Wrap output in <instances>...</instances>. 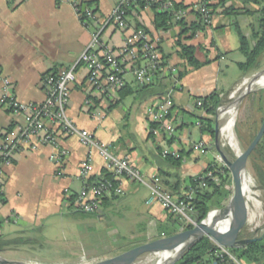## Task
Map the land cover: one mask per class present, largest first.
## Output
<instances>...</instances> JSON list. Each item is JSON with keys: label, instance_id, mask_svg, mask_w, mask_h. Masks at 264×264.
Returning <instances> with one entry per match:
<instances>
[{"label": "crops", "instance_id": "obj_1", "mask_svg": "<svg viewBox=\"0 0 264 264\" xmlns=\"http://www.w3.org/2000/svg\"><path fill=\"white\" fill-rule=\"evenodd\" d=\"M171 1L185 7L183 18L186 26L198 21L195 6L197 0ZM83 2L92 5L99 16L105 17L119 0H83ZM209 3L213 11L212 22L195 32L194 41L190 43L196 46L198 59L201 61L208 59L210 61L207 65L217 64L219 70L225 72L232 62L236 64L244 59L238 51L240 40L236 28L249 38L252 28L255 27V19L260 18L259 8L261 4H264V0H261V3L254 0H209ZM230 9H233V12ZM153 16L154 9L151 6L132 8L127 16V31L124 32L110 25L103 31L102 38L112 48L118 49L123 46V36L135 29L138 23L147 28L150 36L158 42L161 52L168 55L167 61L170 65L180 64L182 60L175 52L177 49L175 42L178 38L181 39L180 26L175 25L167 30H156L153 28ZM89 37L90 29L82 25L72 7L67 3L58 4L55 0H27L25 2L0 0V74L10 79L14 94L21 102L43 101L45 98L43 77L49 73L57 74L62 69L73 65ZM164 44L172 51H165ZM209 51H213L212 54H207ZM222 66L225 67L222 68ZM245 74H242L241 78ZM133 78L132 73L126 74V83H132ZM216 79L217 77L214 76L213 80L216 81ZM189 81V78L182 77L171 94L172 116L176 132L170 140L164 133H156L149 126L146 107L156 101L158 96L147 99L141 104L134 102L132 97L129 105L122 107L127 121L125 134L115 122L103 121L106 113L115 106L105 113L104 118H92L88 111L89 107L85 105L88 95L97 96L100 106L107 107L110 101L118 98V94L112 92L100 97L92 92L87 83V70L83 65L77 67L76 78L70 89L67 112L78 126L88 129L97 140L108 144L113 154L129 157L146 175H157L161 185L177 197L174 190L177 181L174 176L175 170L170 162L159 156L158 149L168 147L177 152L182 150L186 152L179 169L180 179L195 176L204 170L207 162H200L201 156L208 155L210 160H217L215 150L214 153H209L213 142H209V138L206 140L202 138L198 124L199 116L205 113L201 109V113L197 114V107H193V103L185 94L184 86L189 85L187 84ZM237 81L225 88L222 87L221 80V86L212 88L202 86L196 88V91L199 92V97L214 90L222 95ZM192 89V87L188 89L189 96ZM185 113L190 114V117L187 118ZM192 116H195L194 120ZM20 119L19 115L9 112L0 105V133L11 128ZM193 125L198 128L200 138H194ZM198 142L205 145L206 153L201 154L192 148V145ZM57 143L58 147L39 144L36 149H31L26 146L25 149L13 155L9 165L2 168L0 235L12 236L20 232L21 235L38 242L39 240L34 238L33 234L48 225L46 224L47 219L56 216H59L63 227H70L68 224L65 225L62 215L67 210L66 198L79 191L84 184L78 176L81 162L90 154L92 171L89 177H99L101 171L106 169L104 160L98 151L89 150L83 146L76 136L58 131ZM60 149L66 150L67 154L57 165L52 157L57 155ZM122 187L123 195L109 197L101 205L99 212L94 215L97 222L109 218L110 209L117 206L122 199L124 201L121 209L116 214L117 219L126 220L127 224L120 225L117 221L119 226L113 231L117 236L124 235L121 234L123 232H129L131 235L134 233L131 228L138 229L142 225H145L144 231L147 236L149 233L147 230H151V225L155 226L157 222L166 221L167 212L165 210L156 203H147L149 193L145 186L124 179ZM184 187L185 183L181 182L180 192L184 191ZM11 226L14 228H10ZM71 230L76 236L82 232V229H77V227ZM88 233L92 241V229ZM68 246L70 249L72 245ZM220 264L226 263L221 262Z\"/></svg>", "mask_w": 264, "mask_h": 264}, {"label": "built area", "instance_id": "obj_2", "mask_svg": "<svg viewBox=\"0 0 264 264\" xmlns=\"http://www.w3.org/2000/svg\"><path fill=\"white\" fill-rule=\"evenodd\" d=\"M7 1L25 2L27 0ZM55 1L58 4L67 3L72 7L82 25L90 29V37L73 65L62 69L57 74L49 73L43 77L42 85L45 98L41 102L19 101L14 94L10 79L0 74V105L21 118L11 128L0 133V179L2 168L11 163L16 152L25 149L26 146L36 149L39 144L58 147L57 132L62 131L66 135L76 136L79 142L89 150H97L104 160L106 169L112 173V178H103L92 185H87L85 181L92 171L90 154H88L87 158L81 162L78 171V176L84 184L79 191L73 194L76 208L84 212L97 211L100 199L104 195L111 192L124 193L122 180L127 179L148 189V204L156 203L173 217H178L181 221L192 226L196 225L193 207L189 201L193 197L192 190L182 197L173 196L162 188L157 175H146L129 157L113 154L108 144L97 140L88 129L78 126L67 112L71 85L76 78L79 65H83L87 70V83L91 91L100 97L116 92L124 86L126 84L125 76L128 73H132L133 77L142 84L150 81L151 76L148 70L151 69L160 71V77L170 74L176 76V69L173 65L168 63L161 66L162 59L157 42L144 29H132L126 33L123 36V46L118 49L112 48L102 38L103 31L110 25L124 32L127 31L126 9L138 1H142L146 6L157 4V8L160 10H171L174 3L171 0H119L107 16L101 17L92 5L84 3L83 0ZM208 5L209 0H197L195 4L202 21L211 24L213 12ZM184 14V9H179L173 15L179 19ZM139 59H142L141 63L138 62ZM176 84L178 85V81ZM89 104L90 101L86 98L85 105L89 107ZM200 105L201 100L199 99L193 103V107ZM172 106V95L167 92L157 97L156 101L146 107L149 122L155 124L151 129L156 133H164L168 139L175 136L176 132L174 120L169 117ZM89 113L92 118L96 119H102L105 116L104 111L99 108L90 109ZM198 124L201 125L200 122ZM192 148L201 154L206 153V147L202 142L195 143ZM161 152L163 155H177V151L168 147L162 148ZM66 154V150L60 149L58 154L52 157V160L58 165ZM204 176L215 179L211 172L205 173ZM199 186H205V181L202 178H200ZM247 203L246 199V206ZM213 242L217 249L211 256L209 264H219L224 261L229 264H244L231 250L234 247ZM148 256L156 257L155 262L160 257L158 254L150 253L147 254Z\"/></svg>", "mask_w": 264, "mask_h": 264}, {"label": "trees", "instance_id": "obj_3", "mask_svg": "<svg viewBox=\"0 0 264 264\" xmlns=\"http://www.w3.org/2000/svg\"><path fill=\"white\" fill-rule=\"evenodd\" d=\"M254 1L261 3V0ZM137 6L144 7L146 5L142 1H138L136 4L128 6L126 9V20L128 14L132 11V8H136ZM208 6H210L212 10V6L210 3ZM151 7L154 9L153 28L156 30H167L173 28V26L175 25H179L181 28L179 36H181L182 33L189 32V37H193L194 33L197 32L199 29L210 25L202 21L200 13H197L199 17L198 21L192 22L189 26H186L183 17L176 19L173 15L174 12L179 9L185 8L181 4L174 3L173 8L171 10H160L157 8V4H153L151 5ZM230 11L233 12V9H230ZM259 12V30L251 32V39L246 37L240 32L238 28H236L240 40L238 51L244 57L242 61H238L236 64L238 68L243 72L242 74L247 73L250 69L256 66L258 58L264 51V4H261ZM137 28H142L147 33H149L147 28L139 25L138 23H136L135 25V29ZM251 40L253 43H251ZM175 45L177 47L175 52L178 57L182 60L180 64L174 65V68L176 69V76H171L170 74L163 75L162 77H160V71L154 69H151L150 71L148 70V73L151 76L149 82L142 84L139 83L135 78H133L132 83H126L124 86H122L119 90L116 91V93L118 94V98L114 101H110L107 107H105L104 105L100 106V100L97 96L88 95L87 99L90 101L88 111L90 109L99 108L103 110L104 113H106L112 107L116 106L119 102H121L126 96H132L134 102L141 104L147 99L156 96L160 97L166 94L167 92H170L172 94L173 91L177 88L176 81L179 82L182 79V77L187 71V66L196 69L207 64L210 61L208 59H205L204 61L198 59V57L196 56V46L191 43L183 42L180 38H178L175 42ZM157 48L161 53V66L167 65L168 55H165L161 52L158 46V42ZM141 61L142 59L138 60L139 63H141ZM184 66L185 68H182ZM263 92L264 89L260 90L258 96L253 99V104L257 107L259 111L264 110ZM197 99L201 100V105L196 107L203 109L205 113V115L199 116L198 119L201 124L200 131H207L209 135L213 138V127L215 122L213 115L215 114L216 107L221 101L220 92L214 90L205 96L198 97ZM172 108L170 110L169 117L173 118ZM149 126L150 128H153L155 124L149 122ZM257 131L258 130L254 128V121L248 123L247 137H243L239 133L238 129H236V133L239 140L245 146H247V144L253 139ZM246 141H248L247 144ZM158 153L159 156L163 157L165 161L170 162L175 170L174 176L177 178V181L175 183L174 190L177 193L176 196L182 197L190 190L193 191V197L189 201L193 207V216L197 223L206 216L207 212L210 209L222 207V205L229 199L230 195L232 194L233 182L232 177L230 175V171L224 164L220 163L216 159L210 160L207 162V165L204 170L199 174L180 179L179 169L182 165L184 153L186 154V152L182 150L178 151L177 155H163L161 149H158ZM248 160L250 161V165L252 167L251 173L255 180L258 182L260 188L264 192V133L256 144L255 148L250 153ZM207 172H211L212 176L215 179L208 176H204ZM103 178H112V173L109 172L107 169H103L99 177H89L85 181V183H87V185H92ZM200 178L205 181V186L203 187L199 186ZM181 182L185 183L184 191L182 192H180ZM161 186L162 188H164L163 185ZM121 195L123 194H115L114 192L104 195L100 199L99 208L105 202V200H107V198ZM66 200L68 202L67 210L72 213V216H94L99 212V208L97 211L92 212H84L76 208L74 206V195L68 196ZM191 227V224H187L184 221H181L178 217H173L167 212L166 221L157 222L155 228L152 229L147 236L145 234L141 237H137L133 240V243H143L154 238L174 234L179 231V229H186ZM144 230L145 225L138 227V231L142 232ZM120 239L124 241L126 238L125 236H120ZM33 241L28 237L21 235L20 232H16L12 236L0 235V252L6 250L11 245ZM216 249V245L209 237L202 236L200 239L195 241L187 250H185L180 256V258L173 264H209L211 261V256H213ZM231 250L237 255L240 260L244 262V264H264V236L261 239L249 242L244 246L231 248ZM224 263L229 264L226 261H224Z\"/></svg>", "mask_w": 264, "mask_h": 264}, {"label": "rangeland", "instance_id": "obj_4", "mask_svg": "<svg viewBox=\"0 0 264 264\" xmlns=\"http://www.w3.org/2000/svg\"><path fill=\"white\" fill-rule=\"evenodd\" d=\"M251 20V19H250ZM254 28L252 31L259 30V18L255 19ZM218 30V28L216 29ZM217 35H215L216 37ZM249 38L251 39V34H249ZM181 40L186 43H190L194 41L193 37H189V32H185L181 34ZM251 43L252 40H251ZM164 50L172 51L170 48H167L166 45H163ZM213 52V51H212ZM212 52H208L207 54H212ZM204 54V53H203ZM231 58H234L231 56ZM205 66L204 68H202ZM200 68H192L187 66L186 73L183 77L189 78V82L184 86L185 94L189 98L188 100L192 103L196 101L199 97V92L196 91L198 87H207L211 86H221L220 82L222 80V87H228L233 82L238 80L234 87L241 82L244 78L253 77L254 75H258L262 70H264V51L258 58V62L256 66L250 69L244 77L241 78L242 71L238 68L235 62H232L230 67L222 72L217 67V64L214 65H203ZM225 66H222L224 68ZM182 68H185L182 67ZM202 68V69H201ZM216 76V81L213 80V77ZM241 78V79H240ZM189 87H192V93L190 96L187 94ZM264 87H258L255 84L248 85L245 84L239 91L238 95L233 99H228L227 95L231 92V89L225 91L221 96V101L215 109V114L213 115L214 120H218V122H222L225 111L232 112L233 110L236 112V121L234 123V133L238 141V145L240 151L245 149V145L239 140L236 129H238L239 133L243 137H247L248 133V123L254 121V128L256 130L259 129L261 125V119L264 117V110L259 111L256 106L253 104V99L258 96L259 91L263 90ZM264 93V92H263ZM132 96H126L122 103L116 105L109 112L106 113L103 121H111L117 124V127L125 134V124L126 121V113L122 110L123 106H128ZM196 113L200 114L201 109L196 108ZM190 114L185 113V116L188 118ZM217 117V118H216ZM192 119H195V116H192ZM124 127V128H123ZM193 129L195 132L194 138H200L198 128L193 125ZM202 138L206 140L209 138V142H213V138L209 135L207 131L202 132ZM247 140V138H246ZM222 147L229 158H234L236 153L227 145L223 144L222 136L221 141ZM248 141H246L247 144ZM250 143V142H249ZM248 143V144H249ZM247 144V145H248ZM214 150H209V153H214ZM216 158L220 163L222 160L219 155L216 153ZM210 161V157L207 155L201 156L200 162H208ZM252 167L250 165V161L247 163V172L251 176L252 180L256 183L257 193H256V202L259 205L256 209L258 212V216L255 219L254 226H243L238 233V238L249 237L250 234L255 233L256 235H260L264 231V192L260 188L258 182L255 180L251 173ZM124 199H122L117 206L110 209V217L105 219L102 222H97L94 216L91 215H78L72 216V213L69 210H66L65 214L62 215L64 219L65 225L68 224L70 227H63L60 221L59 216L51 217L46 220L47 226L44 229L37 230L33 237L38 239V242H26L20 244H14L9 246L6 250L0 252V257L10 259V260H19V261H28L33 264H92L98 260L113 256L118 254L136 244L133 243V240L137 237H141L146 234L145 231H138L137 228H131V231L134 230L131 235L129 232H123L121 236H125V240L122 241L119 236H117L113 231L117 229L119 224H127L126 220L117 219V211L121 209V204ZM251 202V201H250ZM248 213L252 209V203H247ZM263 215V216H262ZM94 217V219H93ZM118 221V222H117ZM126 221V222H125ZM258 224V225H257ZM128 226V225H124ZM77 227V229H82V232L77 236L75 233L73 234L72 228ZM10 228H14L11 226ZM129 228V227H128ZM155 226L151 225V230L154 229ZM248 228V229H247ZM93 231V239L90 241V233L89 230ZM71 230V231H69ZM151 230H147V232H151ZM182 230V229H179ZM86 231V232H84ZM148 233V234H149ZM19 235V234H17ZM88 238V239H86ZM68 245H72L70 249ZM74 246V248H73ZM85 247L86 249H84ZM69 254V255H68ZM147 258V254H143L135 263L144 262V259ZM155 263V261L153 262ZM147 263V264H153Z\"/></svg>", "mask_w": 264, "mask_h": 264}, {"label": "water", "instance_id": "obj_5", "mask_svg": "<svg viewBox=\"0 0 264 264\" xmlns=\"http://www.w3.org/2000/svg\"><path fill=\"white\" fill-rule=\"evenodd\" d=\"M264 74L262 70L254 80H258ZM234 86L232 87L233 90ZM231 90V91H232ZM223 121L220 123L216 119L214 122L213 143L210 149L215 150L224 164L230 171L232 177V194L229 199L220 208L210 209L206 216L191 228L177 231L174 234L161 236L136 244L118 254L98 260L92 264H135L143 254H158L159 259L153 264H173L177 261L182 253L187 250L195 241L202 236H207L216 243L227 247H241L249 242L259 240L264 236V231L256 235L257 230L249 237L238 238V233L247 220L248 211L246 206V195L243 187L245 185L242 177L247 172L248 157L264 133V117L261 125L250 143L245 149L235 157L229 158L222 147L221 136ZM214 212L215 216L211 223H206L210 213ZM230 216L228 229L225 232L217 230L215 223L226 216ZM0 264H22L18 260H10L0 257Z\"/></svg>", "mask_w": 264, "mask_h": 264}, {"label": "bare ground", "instance_id": "obj_6", "mask_svg": "<svg viewBox=\"0 0 264 264\" xmlns=\"http://www.w3.org/2000/svg\"><path fill=\"white\" fill-rule=\"evenodd\" d=\"M255 76L256 75H254L253 77L250 76V77H247V78H244L243 80H241V82H239L234 87V89L227 95V98L228 99L235 98L238 95L240 89L245 84H248V85L255 84L258 87H264V74L262 76H260L258 80H254ZM236 115L237 114L234 110L232 112L225 111V113L223 115L224 127L222 130V132H223L222 133V142H223V144L229 146L236 153V155H239L242 151H240L238 141H237V138H236L235 133H234V123L236 121ZM242 177H243L244 183H245V185L243 187V191H244V194L246 195L247 202L252 203V206H253L251 211L248 213L247 220H246V223L244 224V226L247 227L249 225V226L253 227L255 219L258 216V212L256 209L259 206L256 202V196H257L256 195V193H257L256 183L254 180H252L251 176L248 173H243ZM248 207H249V205H247V211H248ZM214 216H215L214 212L210 213L206 219V223H211ZM229 220H230V216L226 212V216L223 217L222 219L218 220L215 223L214 227L221 232H225L228 229ZM155 260H156V257L148 256L146 259H144V262L141 261V262L135 263V264L153 263ZM19 262H21L22 264H33L31 262H28V261H19Z\"/></svg>", "mask_w": 264, "mask_h": 264}]
</instances>
